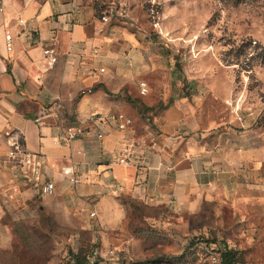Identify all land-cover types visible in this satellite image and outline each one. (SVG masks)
<instances>
[{
    "label": "crops",
    "instance_id": "obj_1",
    "mask_svg": "<svg viewBox=\"0 0 264 264\" xmlns=\"http://www.w3.org/2000/svg\"><path fill=\"white\" fill-rule=\"evenodd\" d=\"M126 1L132 0H0V249L15 223L40 217L64 233L94 231L103 239L120 229L127 200L193 216L200 204L230 195L226 180L247 185L245 173L242 183L231 173L251 156L257 171L255 146L246 149L239 136L232 145L216 121L200 116L194 94L172 98L166 59L125 18ZM45 46L56 51L53 65ZM139 81L147 95L139 94ZM124 119L129 123L120 127ZM67 126L81 130L68 143L61 138ZM10 130L22 131L26 148L41 156L52 195H40L4 162ZM126 153L131 163H118ZM66 166L77 183L62 174Z\"/></svg>",
    "mask_w": 264,
    "mask_h": 264
},
{
    "label": "rangeland",
    "instance_id": "obj_2",
    "mask_svg": "<svg viewBox=\"0 0 264 264\" xmlns=\"http://www.w3.org/2000/svg\"><path fill=\"white\" fill-rule=\"evenodd\" d=\"M120 4L131 11L125 18L132 28L145 32L164 55L172 98L194 94L200 116L216 121L232 145L239 136L246 149L255 146L261 153L257 171L251 156L231 173L239 183L245 173L247 185L226 180L230 195L200 204L193 216L127 200L120 229L103 239L94 231L64 233L41 217L15 223L0 264H66L93 249L101 253L99 264H211L222 244L236 252L235 264H264V0ZM227 169L235 170L234 163ZM109 248H115L112 258Z\"/></svg>",
    "mask_w": 264,
    "mask_h": 264
},
{
    "label": "built area",
    "instance_id": "obj_3",
    "mask_svg": "<svg viewBox=\"0 0 264 264\" xmlns=\"http://www.w3.org/2000/svg\"><path fill=\"white\" fill-rule=\"evenodd\" d=\"M3 10V6L0 2V13ZM102 20H105V16L101 17ZM6 46L10 48L11 45V35H5ZM96 52V51H95ZM97 53V52H96ZM42 54L44 58H46L50 65H53L56 62V51L51 46H45L42 49ZM100 72L104 71L103 68L99 69ZM139 94L140 95H147L149 92L148 85L145 81H139ZM55 108L58 109V103L54 104ZM98 117L97 113L91 114L89 116V121L93 122V120ZM122 118V115H120ZM33 121L40 124L41 118L34 117ZM129 120L124 119L123 123L120 124V127H123L125 124H128ZM81 132L79 128H74L72 126H67L65 131L61 134V138L63 142H70L74 138L78 136ZM6 136V144L7 150L5 153V158L3 159L5 163L8 164L9 168H14L18 171L21 176V179L24 182L30 183L34 188H36L37 192L42 196L52 195L55 190V184L53 181L49 180L42 170V158L39 154L30 152L24 143V134L20 130H10L5 132ZM102 134H98L100 138ZM120 164H130L131 154L126 153L121 155L116 160ZM62 174L72 183H77L79 181V176L75 174L71 166H66L62 169ZM94 213L91 212L90 216H93ZM115 248H109L106 252V255L110 258L115 256ZM101 253L98 249H93L88 254V258L91 262L96 261V264H99L98 261L101 258ZM212 263L211 264H218V257L212 256Z\"/></svg>",
    "mask_w": 264,
    "mask_h": 264
},
{
    "label": "trees",
    "instance_id": "obj_4",
    "mask_svg": "<svg viewBox=\"0 0 264 264\" xmlns=\"http://www.w3.org/2000/svg\"><path fill=\"white\" fill-rule=\"evenodd\" d=\"M217 251L218 264H235L237 262L236 252L231 248H228L225 244H222ZM88 254L82 257L74 255L72 260L68 261L66 264H96V261L91 262L89 260Z\"/></svg>",
    "mask_w": 264,
    "mask_h": 264
}]
</instances>
